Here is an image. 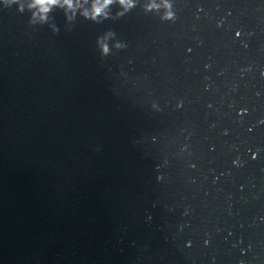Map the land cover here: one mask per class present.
Returning <instances> with one entry per match:
<instances>
[{
    "label": "water",
    "instance_id": "obj_1",
    "mask_svg": "<svg viewBox=\"0 0 264 264\" xmlns=\"http://www.w3.org/2000/svg\"><path fill=\"white\" fill-rule=\"evenodd\" d=\"M33 3L0 0V264H264V0Z\"/></svg>",
    "mask_w": 264,
    "mask_h": 264
},
{
    "label": "clouds",
    "instance_id": "obj_2",
    "mask_svg": "<svg viewBox=\"0 0 264 264\" xmlns=\"http://www.w3.org/2000/svg\"><path fill=\"white\" fill-rule=\"evenodd\" d=\"M112 0H104L103 4L99 3V0H97V3L93 5V11L95 15H98L101 13L103 8H106L108 4H110ZM120 3L125 6V8L131 6V0H120ZM62 4V6L66 5L68 8H73V0H34V3L30 5V7H40V11L42 13H47L50 11V7L52 5ZM153 7H156V5H152ZM85 15H88V12L86 11L84 13ZM46 17H41V19H45Z\"/></svg>",
    "mask_w": 264,
    "mask_h": 264
}]
</instances>
